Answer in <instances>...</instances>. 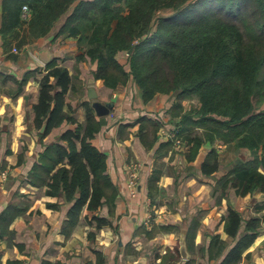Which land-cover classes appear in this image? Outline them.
Wrapping results in <instances>:
<instances>
[{"label": "trees", "instance_id": "obj_1", "mask_svg": "<svg viewBox=\"0 0 264 264\" xmlns=\"http://www.w3.org/2000/svg\"><path fill=\"white\" fill-rule=\"evenodd\" d=\"M1 15L5 47L21 46L45 35L64 17L58 34L77 39L81 52L76 59L87 56L96 63L94 79H101L110 88L134 83L145 102L157 93L173 94L175 115L180 117L177 135H184L189 144L187 160H194L201 146L216 140L251 150L253 158L216 175L213 195L217 200L230 188L239 196L256 189L264 191V172L259 169L264 167V109L256 111L254 103V98H264V0H1ZM124 52L123 62L119 54ZM38 68L26 70L18 80L22 87L33 72L41 73L33 125L42 148L28 171V181L45 187L47 195L61 201H48L47 206L57 209L68 205L62 221L66 237L82 216L96 228L112 225L99 210L107 205L112 215L118 190L107 172L105 152L92 142L104 123L89 99L80 102L85 109L83 122L65 109L66 94L75 89L77 76L59 64L57 57ZM187 98H195L197 104L185 109L182 100ZM137 122V137L145 148L156 144L157 154L173 148L172 138L157 143L159 121L141 114ZM63 123L71 127L43 142ZM134 123H120L122 138L129 136L128 127ZM194 129L200 132L192 133ZM218 168V153L211 148L200 171L209 176ZM161 172L155 168L148 178L151 199L159 191ZM17 213L13 205L6 207L0 214V226L8 227ZM261 222L259 216L245 217L229 207L224 230L233 237V244L227 247L214 233L208 235L203 251L209 260L216 258V264H239ZM157 230L155 226L148 231L140 228L150 237ZM87 236L94 239V232L88 231ZM96 252L97 264H101L102 254ZM179 260L177 245L168 248L161 259L174 264ZM7 264L22 261L8 260ZM184 264L205 263L190 257Z\"/></svg>", "mask_w": 264, "mask_h": 264}, {"label": "crops", "instance_id": "obj_2", "mask_svg": "<svg viewBox=\"0 0 264 264\" xmlns=\"http://www.w3.org/2000/svg\"><path fill=\"white\" fill-rule=\"evenodd\" d=\"M1 19L0 0V25ZM63 20L64 17L45 35L21 46L11 44L5 47L0 34V214L9 205L18 210L8 227L0 226V264L14 259L21 260L22 264H41L43 261L48 264H97L96 251L102 254L101 264H137L140 257H145V264H174L162 263V255L168 248L179 246L183 229L186 230L188 258L216 264L217 259L209 260L203 249L209 242L208 235L214 233L220 235L227 247L233 244V237L224 230V217L229 207L245 217L261 218L257 236L243 252L239 264H264V191L256 189L239 196L230 188L220 200L213 195L216 175L241 160L253 158V152L216 140L201 146L194 160H187V139L184 135L173 137L170 134L180 119L178 114L175 115L174 95L157 93L145 102L134 83L110 88L101 79H94L92 71L96 63L87 56L79 61L76 59L81 52L77 39L58 34ZM14 47L17 51L13 50ZM46 57H57L70 72L76 71L75 89L67 92L65 109L71 111L78 121L85 120V109L80 102L89 99L91 79L99 99L113 102L111 113L114 115L108 114L106 123L92 139L93 144L105 152L107 172L118 190L112 215L107 205L99 210L111 219L112 225L96 228L82 216L67 237L62 230V221L68 205L61 204L57 209L47 206L48 201L55 202L58 198L45 194V187L32 185L27 175L42 148L33 125V105L38 100L37 79L41 73L33 72L22 87H19L18 80L28 69H42ZM74 91L76 96L73 98L71 92ZM182 103L185 109L190 107L185 106L184 100ZM141 114L160 122L157 143L174 139L173 148L167 153L157 154L156 144L145 148L140 143L137 119ZM122 122H135L128 127L129 136L125 138L120 136ZM68 127L71 125L63 123L53 128L43 142L51 141ZM196 132L200 130H192V133ZM211 148L218 153L219 168L217 173L208 176L201 173L200 164ZM130 158H140L143 163L135 195L130 192L127 182L126 166ZM155 168L162 172L157 182L159 191L151 199L147 193V181ZM259 169L264 172L263 166ZM142 226L147 231L155 226L157 233L150 237L140 232ZM88 231L94 232V239L88 238ZM241 231L244 233L245 230ZM180 257L176 264H184L187 259Z\"/></svg>", "mask_w": 264, "mask_h": 264}, {"label": "water", "instance_id": "obj_3", "mask_svg": "<svg viewBox=\"0 0 264 264\" xmlns=\"http://www.w3.org/2000/svg\"><path fill=\"white\" fill-rule=\"evenodd\" d=\"M131 51H132V47L128 50V53H130ZM43 60L47 62L50 60V57H46ZM88 98L90 100L91 106L93 107L95 114L98 115L100 117V121L105 124L107 121V115L110 113L111 108L113 106V102L103 101L99 99L97 91L95 90L94 85H93V79L90 80ZM45 124L46 123L42 125L40 131L44 129ZM178 249H179L180 255L183 258L189 257L188 256L189 253L186 248V230L185 229L181 230ZM144 263H145V257H140L137 260V264H144Z\"/></svg>", "mask_w": 264, "mask_h": 264}, {"label": "built area", "instance_id": "obj_4", "mask_svg": "<svg viewBox=\"0 0 264 264\" xmlns=\"http://www.w3.org/2000/svg\"><path fill=\"white\" fill-rule=\"evenodd\" d=\"M13 49L15 51L17 50V48L15 47ZM170 134L173 137L177 136V129L175 128L172 132H170ZM176 141L179 142L178 139ZM141 168H142L141 161L140 162L131 161L126 166L128 187L132 195H135V192L137 191V187L139 183V174H140ZM147 222H148V219H147Z\"/></svg>", "mask_w": 264, "mask_h": 264}, {"label": "rangeland", "instance_id": "obj_5", "mask_svg": "<svg viewBox=\"0 0 264 264\" xmlns=\"http://www.w3.org/2000/svg\"><path fill=\"white\" fill-rule=\"evenodd\" d=\"M79 49V48H78ZM14 50V49H13ZM15 51V50H14ZM17 51V50H16ZM127 52H124V53H122V54H119V58H120V60L121 61H126V56H127V54H126ZM31 54L34 56V57H37L38 58V56H37V54L36 53H33V52H31ZM77 56V55H76ZM59 63V62H58ZM59 64H62V63H59ZM63 65V64H62ZM127 68H128V65H127ZM70 71V70H69ZM75 70H73V72H70L71 74H75ZM74 83H75V81H74ZM72 94L71 95H73V96H71V97H75L76 96V91H74V92H71ZM72 98V99H73ZM260 99L258 98V97H256V98H254V103H255V106H256V111H259V110H261V109H264V98H263V100L262 101H259ZM196 102H197V100L195 99V98H187V99H184V103H185V106L186 107H188V106H191L192 104H196ZM95 113V112H94ZM110 113H111V111H110ZM109 113V114H110ZM111 114H113V113H111ZM110 114V116H112ZM114 115V114H113ZM108 116V115H107ZM45 138V137H44ZM140 158H130L128 161L129 162H131V161H133V162H140V160H139ZM141 163H142V161H141ZM142 167H143V163H142ZM46 194V193H45ZM145 264V263H144Z\"/></svg>", "mask_w": 264, "mask_h": 264}]
</instances>
